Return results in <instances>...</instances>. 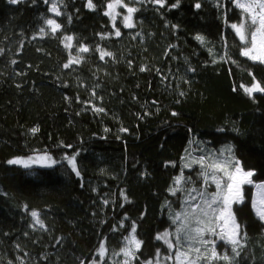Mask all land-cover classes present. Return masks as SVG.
Wrapping results in <instances>:
<instances>
[{
    "label": "trees",
    "instance_id": "obj_1",
    "mask_svg": "<svg viewBox=\"0 0 264 264\" xmlns=\"http://www.w3.org/2000/svg\"><path fill=\"white\" fill-rule=\"evenodd\" d=\"M107 2L93 0L91 10L87 0H63L57 17L44 0H0V264H21L18 257L24 264H90L101 241L108 248L104 264L119 262L123 256L112 253L124 246L133 222L144 242L133 264L153 258L157 248L166 255L155 236L174 230L169 215L181 210L185 195L169 189L189 152L198 156L201 146L232 145L245 170L264 181V94L250 98L240 87L250 86L253 75L264 85V65L239 55L224 24L225 14L229 22L240 18L231 0H219L222 7L214 0L130 5L139 8L135 27L124 28L118 17L120 37L103 14ZM46 18L61 30L51 33ZM66 35L74 37L71 49ZM79 43L92 51L78 53ZM97 46L114 55L101 60ZM225 53L237 63L221 60ZM70 55L83 59L66 69ZM44 152L60 163L31 169L7 163ZM76 153L80 176L63 159ZM197 171L185 168L184 175L196 180ZM253 191L246 186L245 202L234 206L247 232L235 264H264V224L251 209Z\"/></svg>",
    "mask_w": 264,
    "mask_h": 264
},
{
    "label": "snow or ice",
    "instance_id": "obj_2",
    "mask_svg": "<svg viewBox=\"0 0 264 264\" xmlns=\"http://www.w3.org/2000/svg\"><path fill=\"white\" fill-rule=\"evenodd\" d=\"M20 2L21 0H8V3L13 5ZM148 2L164 7L167 0H148ZM214 2L217 7H222L219 0H214ZM44 3L49 4L48 11L54 13L55 16L59 17L63 14L60 9L63 0H44ZM143 3L144 0H127V2L126 0H108L106 3L107 10L103 14L109 17L116 37L122 35L116 24L117 18H121L124 28H134V14L139 11V8L130 5ZM231 3L235 9L239 10L240 18L238 22H229L225 14L224 24L232 30L238 40L239 55L253 63L264 65V0H231ZM179 4L180 0H176L170 7L177 8ZM87 7L91 10L96 9L93 0H87ZM195 8H201V4L197 2ZM118 9H123L125 12L122 13ZM69 21H71V17H69ZM44 24L53 34L62 28V25L53 18H46ZM176 27L178 26L173 25V28ZM39 32L42 35L46 34L44 27H41ZM100 36L101 39L106 38L104 34H100ZM194 39L202 45L206 43V38L200 34H197ZM73 40L74 37L71 35L63 37L65 49L73 47ZM2 51L0 49V52ZM77 51L78 53H88L92 49L83 43H79ZM94 51L99 53L101 60L114 55L99 46ZM209 53L213 54L212 49H209ZM225 57H227V60H231L232 63H237L227 53L221 57V60H225ZM82 59V56L70 55L68 62L63 67L67 69L73 64H79ZM215 62L214 59L213 63ZM12 63H15V61H12ZM129 64L131 65L130 61ZM146 70L148 69L145 66H141V72ZM157 71L159 70L157 69ZM249 75H252V73H249ZM252 79L253 83L250 86H240L243 92L250 98L254 96V93L264 94V85L257 81L254 75ZM91 94L96 95L94 90ZM180 95L183 96L184 93L180 92ZM84 103L89 104L90 101ZM153 103L157 102L153 101ZM92 110L98 114L105 112L104 108L95 105L92 106ZM172 115L175 116L177 113L173 112ZM38 130V128H32L31 132L35 134ZM105 131H108V129H105ZM120 131L126 132L128 130L121 128ZM219 131H224V129H219ZM66 147L70 148L72 146L67 145ZM200 153L198 156H192L189 152L186 161L184 157L181 158L185 162L181 166L180 174L173 179L175 187L169 189V192L174 196L178 192L185 193V195L181 201V210L169 215L174 230H165L155 236L157 241H163L166 245L167 254L162 255L161 250L157 248L155 256L141 261V264H161V260L171 261L172 264H219V262L235 264V258L241 256L245 246L243 241L247 238V232L238 222L233 206L245 202L246 186L254 189L250 201L251 209L261 224H264V181L257 182L253 179L256 175L255 170H245L241 161L235 156L233 147L230 144L217 150L205 151L200 149ZM78 154L65 155L63 158L76 176L81 175L76 161ZM7 163L31 169L34 165L52 167L60 161L44 152L27 158L9 159ZM193 167L198 168L196 180H193L192 176L186 177L184 175L185 168L192 169ZM197 181H199L198 186ZM121 195H124V193L122 192ZM124 198L127 200L126 196ZM30 214L35 223L40 228H44V222L40 219L39 213L33 210ZM121 227H123V224H121ZM170 237L172 238L170 239ZM124 241L125 244L119 252L114 251L112 253L113 256L122 255L123 259L119 262L113 261L112 264H133V261L139 260L137 253L141 250L144 242L138 239L136 235L135 222L132 223L130 233L124 237ZM17 247L19 248V245ZM218 247H223L224 250L218 251ZM229 249L231 254H229ZM107 254L106 242L101 241L96 250V256L93 257L90 264H104ZM96 257H99V259ZM18 259H20L21 264H24L22 257H18ZM9 264H12V262L9 261ZM81 264H84V261H81Z\"/></svg>",
    "mask_w": 264,
    "mask_h": 264
},
{
    "label": "rangeland",
    "instance_id": "obj_3",
    "mask_svg": "<svg viewBox=\"0 0 264 264\" xmlns=\"http://www.w3.org/2000/svg\"><path fill=\"white\" fill-rule=\"evenodd\" d=\"M144 1H148V0H144ZM118 11H120V9H118ZM200 149H204L205 151H210V150H212V149H208L207 147H204V146H201V148ZM35 166H38V165H34L33 167H35ZM186 170H190V169H187L186 168ZM211 190V189H210ZM235 206V205H234ZM234 206H233V210H234ZM169 231H172V230H169ZM172 237H170V239H171ZM164 264H172V262L171 261H164Z\"/></svg>",
    "mask_w": 264,
    "mask_h": 264
}]
</instances>
